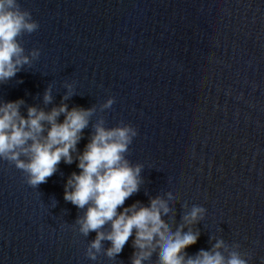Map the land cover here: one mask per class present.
Returning <instances> with one entry per match:
<instances>
[{
    "label": "water",
    "instance_id": "1",
    "mask_svg": "<svg viewBox=\"0 0 264 264\" xmlns=\"http://www.w3.org/2000/svg\"><path fill=\"white\" fill-rule=\"evenodd\" d=\"M15 10L36 27L16 37L28 62L0 82V103L22 100L21 116L62 103L91 115L73 163L43 183L17 167L26 155L0 156V264H132V236L111 257L108 240L92 248L87 205L64 199L97 124L131 130L123 157L139 185L121 207L164 202L173 232L198 233L186 257L222 241L226 259L264 264V0H15Z\"/></svg>",
    "mask_w": 264,
    "mask_h": 264
},
{
    "label": "clouds",
    "instance_id": "2",
    "mask_svg": "<svg viewBox=\"0 0 264 264\" xmlns=\"http://www.w3.org/2000/svg\"><path fill=\"white\" fill-rule=\"evenodd\" d=\"M25 16L15 10V0H0V82L13 77L28 62L16 40L22 31L31 32L36 27ZM43 99L50 102L47 91ZM22 103H0V156L15 160L26 155L28 162L18 161L17 167L29 173V183L37 185L56 171L61 160L73 163L72 154L88 125L91 110L69 109L62 103L49 112L29 107L26 116H21ZM60 115L64 119L58 122ZM130 133L127 127L106 129L97 124L83 151L76 156L79 173H72L66 182L64 199L78 208L87 205L80 223L84 234L96 231L92 248L99 249L101 240H108L111 247L107 255L111 257L120 253L132 236L136 250L132 264H148L154 251L159 252V264H245L235 254L226 259L220 251L222 241H217L211 250L186 257L184 250L196 243L198 233L184 231L183 225L173 232L164 223L171 213L162 201L152 200L146 207L139 202L121 207L139 185V167H130L123 157ZM200 211L193 208L182 218L184 223H194ZM105 224L109 225L108 232L97 231Z\"/></svg>",
    "mask_w": 264,
    "mask_h": 264
}]
</instances>
